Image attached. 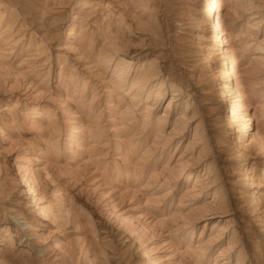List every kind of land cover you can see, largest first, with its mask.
Returning a JSON list of instances; mask_svg holds the SVG:
<instances>
[{"label": "rangeland", "instance_id": "obj_1", "mask_svg": "<svg viewBox=\"0 0 264 264\" xmlns=\"http://www.w3.org/2000/svg\"><path fill=\"white\" fill-rule=\"evenodd\" d=\"M0 264H264V0H0Z\"/></svg>", "mask_w": 264, "mask_h": 264}, {"label": "bare ground", "instance_id": "obj_2", "mask_svg": "<svg viewBox=\"0 0 264 264\" xmlns=\"http://www.w3.org/2000/svg\"><path fill=\"white\" fill-rule=\"evenodd\" d=\"M225 52H226V51H225ZM227 53H231V52H227ZM231 54H232V53H231ZM232 55H233V54H232ZM228 56H229V55H228ZM229 57H230V56H229ZM231 57H232V56H231ZM232 58H234V57H232ZM232 58H231V59H232ZM232 60H234V59H232ZM230 61H231V60H230ZM234 61H235V60H234ZM234 61H233V62H234ZM235 63H236V62H235ZM235 65H236V64H235ZM233 67H234V66H233ZM231 68H232V67H231Z\"/></svg>", "mask_w": 264, "mask_h": 264}]
</instances>
